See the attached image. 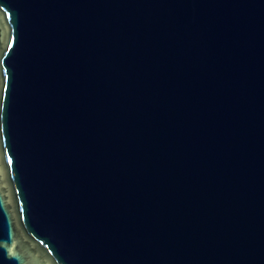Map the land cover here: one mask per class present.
Wrapping results in <instances>:
<instances>
[{
  "label": "water",
  "instance_id": "obj_1",
  "mask_svg": "<svg viewBox=\"0 0 264 264\" xmlns=\"http://www.w3.org/2000/svg\"><path fill=\"white\" fill-rule=\"evenodd\" d=\"M0 264H264V0H0Z\"/></svg>",
  "mask_w": 264,
  "mask_h": 264
},
{
  "label": "snow or ice",
  "instance_id": "obj_2",
  "mask_svg": "<svg viewBox=\"0 0 264 264\" xmlns=\"http://www.w3.org/2000/svg\"><path fill=\"white\" fill-rule=\"evenodd\" d=\"M2 109H3V105L0 104V130L3 129V123H2Z\"/></svg>",
  "mask_w": 264,
  "mask_h": 264
}]
</instances>
